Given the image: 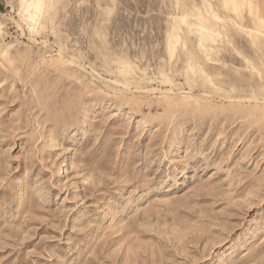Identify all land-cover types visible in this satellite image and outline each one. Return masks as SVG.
<instances>
[{
    "label": "rangeland",
    "instance_id": "374dc122",
    "mask_svg": "<svg viewBox=\"0 0 264 264\" xmlns=\"http://www.w3.org/2000/svg\"><path fill=\"white\" fill-rule=\"evenodd\" d=\"M0 264H264V0H0Z\"/></svg>",
    "mask_w": 264,
    "mask_h": 264
},
{
    "label": "bare ground",
    "instance_id": "6f19581e",
    "mask_svg": "<svg viewBox=\"0 0 264 264\" xmlns=\"http://www.w3.org/2000/svg\"><path fill=\"white\" fill-rule=\"evenodd\" d=\"M40 1V0H39ZM41 11V10H40Z\"/></svg>",
    "mask_w": 264,
    "mask_h": 264
}]
</instances>
